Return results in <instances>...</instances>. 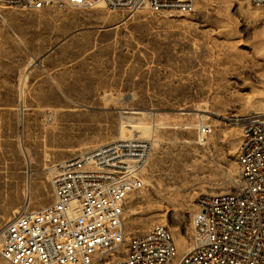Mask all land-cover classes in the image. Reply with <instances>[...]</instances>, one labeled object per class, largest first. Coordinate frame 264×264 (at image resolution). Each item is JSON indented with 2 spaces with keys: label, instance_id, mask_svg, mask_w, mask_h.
<instances>
[{
  "label": "rangeland",
  "instance_id": "obj_1",
  "mask_svg": "<svg viewBox=\"0 0 264 264\" xmlns=\"http://www.w3.org/2000/svg\"><path fill=\"white\" fill-rule=\"evenodd\" d=\"M192 1L184 15L0 8V227L52 202L58 162L145 135L125 233L163 226L189 250L196 199L237 187L234 117L264 115V9ZM202 125L211 133L200 139Z\"/></svg>",
  "mask_w": 264,
  "mask_h": 264
},
{
  "label": "built area",
  "instance_id": "obj_2",
  "mask_svg": "<svg viewBox=\"0 0 264 264\" xmlns=\"http://www.w3.org/2000/svg\"><path fill=\"white\" fill-rule=\"evenodd\" d=\"M133 14L193 12L192 0H0L24 11L95 7ZM264 9V0H250ZM240 128L234 191L200 195L191 217V247L179 254L170 231L155 226L126 235L128 196L143 188L150 143L115 139L52 168V202L27 206L0 227V258L9 264H264V115L234 117ZM202 139L210 126L197 130Z\"/></svg>",
  "mask_w": 264,
  "mask_h": 264
},
{
  "label": "bare ground",
  "instance_id": "obj_3",
  "mask_svg": "<svg viewBox=\"0 0 264 264\" xmlns=\"http://www.w3.org/2000/svg\"><path fill=\"white\" fill-rule=\"evenodd\" d=\"M104 6V4L103 3H98L97 5H96V8H102ZM142 136H145V135H142ZM142 136H130V135H126V136H124V137H119V139H124V138H132V139H140V137H142ZM150 141V140H149ZM148 141V142H149ZM150 148H151V145H150ZM151 150V149H150ZM150 154V153H149ZM51 172V171H50ZM16 214V213H15ZM182 241H183V246H182V249H185V241H184V239H181ZM190 249V248H189Z\"/></svg>",
  "mask_w": 264,
  "mask_h": 264
},
{
  "label": "crops",
  "instance_id": "obj_4",
  "mask_svg": "<svg viewBox=\"0 0 264 264\" xmlns=\"http://www.w3.org/2000/svg\"><path fill=\"white\" fill-rule=\"evenodd\" d=\"M0 109H3V107H2V106H0Z\"/></svg>",
  "mask_w": 264,
  "mask_h": 264
}]
</instances>
